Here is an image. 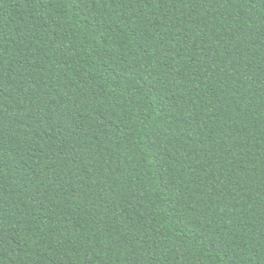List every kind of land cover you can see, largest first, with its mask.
I'll use <instances>...</instances> for the list:
<instances>
[{"label": "trees", "instance_id": "obj_1", "mask_svg": "<svg viewBox=\"0 0 264 264\" xmlns=\"http://www.w3.org/2000/svg\"><path fill=\"white\" fill-rule=\"evenodd\" d=\"M0 264H264V0H0Z\"/></svg>", "mask_w": 264, "mask_h": 264}]
</instances>
